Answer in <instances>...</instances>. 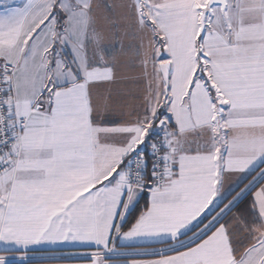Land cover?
<instances>
[{
  "label": "crops",
  "instance_id": "1",
  "mask_svg": "<svg viewBox=\"0 0 264 264\" xmlns=\"http://www.w3.org/2000/svg\"><path fill=\"white\" fill-rule=\"evenodd\" d=\"M150 1L0 0L8 110L26 119L0 176V264H264V180L257 224L233 213L203 236L264 176V0H224L187 43ZM161 132L165 183L128 188L127 155Z\"/></svg>",
  "mask_w": 264,
  "mask_h": 264
},
{
  "label": "built area",
  "instance_id": "2",
  "mask_svg": "<svg viewBox=\"0 0 264 264\" xmlns=\"http://www.w3.org/2000/svg\"><path fill=\"white\" fill-rule=\"evenodd\" d=\"M14 65L0 59V176L11 166L15 148L23 137L26 119L9 113L7 95ZM165 133L153 135L149 146H141L131 151L126 159V184L130 189L143 188L155 191L166 180ZM14 152V153H13Z\"/></svg>",
  "mask_w": 264,
  "mask_h": 264
},
{
  "label": "rangeland",
  "instance_id": "3",
  "mask_svg": "<svg viewBox=\"0 0 264 264\" xmlns=\"http://www.w3.org/2000/svg\"><path fill=\"white\" fill-rule=\"evenodd\" d=\"M200 0H154L150 1L151 4L157 5L154 7V15L151 17L158 25L161 27V32L163 36H165V40L168 42L171 40L173 36L184 35L183 40L187 43L189 35L194 34V31H197L198 37L201 35L202 31H204L206 20L209 24L210 21H214L217 17V13L214 10V7H219V12H223V5L220 3H213L212 7L206 12L203 20V27L201 25V5L199 3ZM112 8L124 9L127 8L129 4V0H111ZM206 2V1H205ZM158 3V4H157ZM208 25L206 29L208 30ZM178 30L179 32H176ZM175 31V32H173ZM91 35V34H89ZM197 37L196 40V49L197 53H199V45L200 38ZM161 39V37H160ZM181 39V38H180ZM187 45L185 44V47ZM115 46H112V50H114ZM198 57V55H197ZM165 85V84H164ZM247 183V182H246ZM245 186V185H244Z\"/></svg>",
  "mask_w": 264,
  "mask_h": 264
},
{
  "label": "trees",
  "instance_id": "4",
  "mask_svg": "<svg viewBox=\"0 0 264 264\" xmlns=\"http://www.w3.org/2000/svg\"><path fill=\"white\" fill-rule=\"evenodd\" d=\"M163 112H161V115ZM264 165V161L261 163L259 167H257L256 170H259ZM253 171L249 177H247L226 199H224L218 206L215 208L212 212L205 215L196 225H194L191 229H189L186 233H184L181 236L187 235L203 224H205L241 187H243L246 182L249 180V178L256 172ZM264 180V176L252 187H250L249 190H247L230 208L229 210L217 221L215 225H213L209 230H207L203 236L208 234L215 226H217L219 223L224 221L230 214H237L241 220L245 223L247 226H253L259 222V215L255 208L254 200L252 197V193L255 188ZM147 201H148V194L147 192H143L138 201L133 205V207L129 210L127 213L124 221L122 222L120 229H126L129 226L133 224V222L138 218L140 213H142L145 208L147 207ZM202 236V237H203ZM10 252H17V251H10ZM30 261L25 260H11L7 262L6 264H28Z\"/></svg>",
  "mask_w": 264,
  "mask_h": 264
},
{
  "label": "water",
  "instance_id": "5",
  "mask_svg": "<svg viewBox=\"0 0 264 264\" xmlns=\"http://www.w3.org/2000/svg\"><path fill=\"white\" fill-rule=\"evenodd\" d=\"M213 3H221L222 5L225 4L224 0H206L205 4L201 6V25L203 27V20L206 12L210 9L211 5ZM160 71L163 77V80L165 82V86L167 87L168 81H169V68H170V63L169 61H163L159 63ZM162 123V120L158 121V125Z\"/></svg>",
  "mask_w": 264,
  "mask_h": 264
}]
</instances>
